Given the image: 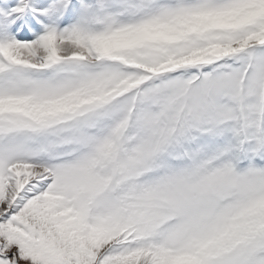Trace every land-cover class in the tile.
Returning a JSON list of instances; mask_svg holds the SVG:
<instances>
[{"label":"snow or ice","instance_id":"obj_1","mask_svg":"<svg viewBox=\"0 0 264 264\" xmlns=\"http://www.w3.org/2000/svg\"><path fill=\"white\" fill-rule=\"evenodd\" d=\"M0 264H264V0H0Z\"/></svg>","mask_w":264,"mask_h":264}]
</instances>
